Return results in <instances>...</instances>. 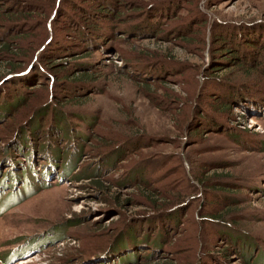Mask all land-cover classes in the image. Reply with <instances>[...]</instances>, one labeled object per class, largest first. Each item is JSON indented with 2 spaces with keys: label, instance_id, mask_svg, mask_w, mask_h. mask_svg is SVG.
<instances>
[{
  "label": "rangeland",
  "instance_id": "obj_1",
  "mask_svg": "<svg viewBox=\"0 0 264 264\" xmlns=\"http://www.w3.org/2000/svg\"><path fill=\"white\" fill-rule=\"evenodd\" d=\"M119 1L108 45L89 50L76 45L67 20L80 16L76 0H44L39 28L31 20L19 39L2 28L17 6L0 0V85L35 65L41 73L14 84L21 100L0 121V264H112L103 258L114 238L146 223L127 264H261L255 253L235 252L224 231L264 249V0ZM224 25L240 28L236 37L263 27L253 63L212 62L228 58L216 38L228 37ZM56 39L71 41L68 51L45 56ZM81 77L83 91L59 92ZM220 80L230 81V94L255 91L256 111L223 105ZM42 105L44 123L55 115L74 135L57 142L63 168L50 173L27 150L4 147ZM14 169L28 171L16 178ZM164 210L175 221L157 245L153 221Z\"/></svg>",
  "mask_w": 264,
  "mask_h": 264
},
{
  "label": "trees",
  "instance_id": "obj_2",
  "mask_svg": "<svg viewBox=\"0 0 264 264\" xmlns=\"http://www.w3.org/2000/svg\"><path fill=\"white\" fill-rule=\"evenodd\" d=\"M10 1L1 0L2 8L11 7L12 5L13 7L16 8L17 6V17L13 18L14 20L13 19L9 20L10 22L9 23L7 22L8 25H5L4 23L2 28H5L6 26H11L10 32L17 29L16 30L17 39H19L18 38L19 36H22L26 31L29 30V27L31 26V20H32V26L34 25L35 27L39 28L40 22L37 19L35 20L34 15L36 16L41 15V13L43 12L42 5L44 0H10ZM76 3L77 5L73 6V8H76L80 12V16L73 17L65 12L67 16H69L67 20L71 24L72 29L75 30L77 39H79L76 45L79 47L86 46L89 50L96 48L104 49L106 45H108L110 40L109 39L111 35L110 30L112 29L111 21L115 20V16L119 17L118 16V13L120 11L119 8L122 6V4L120 3L119 0H76ZM155 16L156 15H153L152 17ZM39 20L41 21L42 19ZM114 26H116V23ZM223 27L226 32L228 31V37H225L220 34L219 35L220 37H216V38L221 42L222 46L225 44V46L223 47L224 50H221V52H225V51L226 53L228 52V58L225 59L216 58L213 59L212 62L219 63L220 65L227 64V62L230 64L232 63L234 64L238 62L244 63V61H246L249 64L253 63L257 57L256 52H259V49H257V43H255L256 41H254L255 38H257L256 35H254V33H257L258 29L262 30L260 28L262 26L260 27L255 26V28L253 29H246L244 31L245 33H243L242 35L239 34L241 36L238 35L237 37L235 33L234 34L232 33V31L233 28L236 30H239L240 28L227 26V25H224ZM4 32H6V30ZM55 42L57 43L56 46L58 47L55 46L54 48H49V46H47L44 49L45 51H43L45 56L46 55L53 56L52 51H54L55 53H59V51L58 52L56 51L59 48L60 50L67 49L66 50L67 52L68 48L65 49L64 46L68 47V43L71 41H66V43H64L56 39ZM5 43H6L4 46L5 49L6 50L11 49L9 43L8 42ZM73 44L74 43H72V45ZM16 50H19V48H16L15 51ZM240 52L241 53L243 52L242 56L239 55ZM33 68L34 69L27 75H25L26 73L24 74L14 73L13 76L15 77H13L11 80L15 82L4 83L0 85V121L3 118L7 117L8 112H12L14 105H16L21 100L20 99L21 93L17 91V88L14 87V84L17 83V85H20L21 83L22 85L23 84L26 85L27 82H32L38 79L41 73L38 69H36L37 68L36 65L33 66ZM147 68L149 71L150 70L161 71L163 69L162 67L157 68L155 65L151 63L149 64V66H147ZM212 70L213 71L219 70V68L214 66V69ZM245 78L248 80L249 77L247 74H245ZM83 79L84 77H81V78H76L70 82H65V83L61 82L59 84V86L61 87L59 92L63 93L65 89L69 90L70 94L81 92L79 89L83 91V87H81V85L85 83V80ZM229 82L228 81L224 82L222 80L216 82L215 88H219L222 86L226 88V92H223L224 93L223 96L217 95L220 97V99L222 97L221 100H223V105L226 106L227 104V107L229 108L235 104L234 106H238L241 109H247L246 111H250V112L256 111V108L260 105V101H262V99L257 96L258 94H256L255 91L248 90L247 86L244 87L237 86L238 88H235L233 94H230L227 91L228 86H230ZM248 83L250 82L248 81ZM8 84L11 85L10 86L11 88L8 87ZM48 110L49 109L48 108L46 109L45 105L36 108L34 110V113H32L27 119L21 121L18 127L16 126V130L13 134L14 136H12V138L8 141V143L6 142L4 143L5 144L4 147L8 154L9 153L12 154V151L19 153L22 150H27V154H25L27 160H29V162H32L33 160L34 161L41 160V162L44 164L42 166L45 167V171L50 173L49 172L50 170H48L49 168L53 170H56L57 168H59V166L61 169L63 168V163L61 164V160L56 155H54V150L55 149L57 150L56 148L57 142L63 139L65 141L66 139L68 140V136L73 135V133L71 131L72 128L70 129L68 127H65V123L62 119L60 122H57L58 118L55 115H52L51 116L52 118H50L46 123H44L43 119H45L44 116L46 115ZM212 122L222 125L219 122V120L214 116H212ZM7 160L8 162L11 161L9 160V158L8 159L6 158V161ZM59 160L60 163L58 162ZM1 161L2 163L4 162L6 163L5 160L4 162L3 160ZM15 161L17 160H13L12 162H10L11 165L10 168L16 167L15 164L13 163ZM26 170H24V172ZM11 172L13 173L12 174L10 173V176L16 178L18 175L23 176L24 174V172L22 174L21 169L18 170L14 169L11 170ZM3 179H5V177L1 176V172H0V182L3 183L4 181ZM167 212H168L167 210L162 211L159 214V217L156 218V221H153V224L155 223L156 225L155 230L157 231V233H155L154 236L153 235L152 236L154 238L155 244L157 245H160L161 238L166 236L168 227L171 225V223L175 221L174 214L170 213L169 216H166L164 213ZM227 228L228 230L225 229L224 231L225 238L230 241L235 252L240 253V255L244 254L245 252H247L246 255L255 253L256 262L259 261V263L264 264V249L258 246V243L255 240L253 241V238L244 237V235H242V237L238 235L236 236L231 235L232 231L229 229L230 227ZM146 229H147V223L144 225V230H142L143 234L139 232L140 230L137 231L138 233H136L135 230H133L131 227L129 228L126 227L125 233L122 232L121 235H118L114 238L112 246L104 255L103 262L112 263V264H122V263L127 264V260H128L127 258L130 257L135 258L137 256V252L135 253L134 252L135 249L133 248H136L139 245L137 243L138 241L143 240V237L147 236V233L145 231ZM151 229H154V227H152ZM140 234H142L141 238H139ZM145 244H147V242ZM136 249L139 250V247Z\"/></svg>",
  "mask_w": 264,
  "mask_h": 264
},
{
  "label": "bare ground",
  "instance_id": "obj_3",
  "mask_svg": "<svg viewBox=\"0 0 264 264\" xmlns=\"http://www.w3.org/2000/svg\"><path fill=\"white\" fill-rule=\"evenodd\" d=\"M23 263V262H22Z\"/></svg>",
  "mask_w": 264,
  "mask_h": 264
}]
</instances>
